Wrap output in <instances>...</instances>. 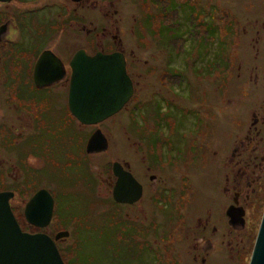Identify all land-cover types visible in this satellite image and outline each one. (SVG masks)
I'll return each mask as SVG.
<instances>
[{
  "label": "flooded vegetation",
  "instance_id": "af4514ba",
  "mask_svg": "<svg viewBox=\"0 0 264 264\" xmlns=\"http://www.w3.org/2000/svg\"><path fill=\"white\" fill-rule=\"evenodd\" d=\"M225 3L0 1V193L14 194L10 204L15 217L12 205L21 206L22 223H18L23 232L52 239L69 233L55 241L65 264H73L64 246L72 232L56 219V196L66 188L88 185L91 175L97 185L94 201L99 204L92 208L106 212L103 204L113 202L125 210L123 218L133 227L131 264L238 261L244 238L249 242L248 207L264 197V98L251 113L244 100L247 93L250 96V85L261 84L259 77L251 80L253 74H243L241 66L238 74L230 70L233 41L227 40L232 44L226 58L224 48H219L215 20L236 19L234 8L264 13V0ZM246 21L264 27L260 15ZM221 43H226L224 38ZM98 53H121L133 85L126 105L131 106L132 132L126 145L131 158L123 157L108 169L104 162L108 150L93 154L87 150L97 130L110 147L101 129L107 120L91 130L93 126L75 117L70 101L74 57ZM41 60L45 67L36 78ZM224 64V73L232 76L223 86L226 104L220 102L224 97L219 93V69ZM236 79L241 81V92L231 87ZM220 103L227 107L229 118L237 115L239 128L235 136L226 133L221 148ZM97 159L104 166L99 176ZM114 163L141 186L132 204L114 199L119 180ZM41 190L54 199L53 218L45 228L25 218L26 205ZM231 208L243 214L237 222L228 216Z\"/></svg>",
  "mask_w": 264,
  "mask_h": 264
},
{
  "label": "rangeland",
  "instance_id": "374dc122",
  "mask_svg": "<svg viewBox=\"0 0 264 264\" xmlns=\"http://www.w3.org/2000/svg\"><path fill=\"white\" fill-rule=\"evenodd\" d=\"M226 1L220 0L223 3ZM234 10L235 18L241 21L240 27H238L236 19L231 18L228 23H225L227 20L219 19V23L215 20L218 26L217 40L219 37V48L220 50L222 47L224 48V57L226 58H228L226 55L229 53L230 45L232 44L230 42L233 41V56L230 57V70H234V74L239 73L238 69L241 66L242 70L240 71L243 74L248 72L249 74H253L254 77L251 80L257 75L259 77L261 84L257 88L255 86L253 88L250 85V96L247 97V93L245 97L247 100H244L246 104L251 105V109L249 110L252 113L262 105L263 102L261 100L264 98V27L261 28L253 23H248L246 20H252L258 15H260L261 19H264L262 18L264 17V13L259 14V12H255L247 7L234 8ZM221 15L222 13H219L220 17ZM240 36L241 38H239ZM223 38L226 42L224 45L221 43ZM224 67L225 64L223 68L219 69V78H222L219 82V93L224 97L223 99L220 98V102L226 104L227 98L225 97H227V92L226 89H223V86L226 87L232 76L230 77V75L224 73ZM224 81H226L225 84ZM231 87L237 92H241V81L236 79ZM235 100L241 102L240 98H235ZM225 104L220 103L219 105L220 148L225 143L224 139L227 132L228 134L233 132L234 136L239 133L237 115H235L234 119L229 118L227 115L228 109ZM130 107H125L120 113L101 124L102 131L110 139V147L104 155L106 159L104 161L106 162L105 169L109 168V164L119 161L123 157L131 158L127 152L128 146L126 147L129 144L127 135H131L132 132L129 114ZM235 113L237 114L236 106ZM95 128L93 126L91 130L94 131ZM262 136L264 137V131ZM98 160L100 159H97L96 165L100 166L96 168L95 173L99 176L104 170V166L103 164H98ZM93 179L91 175L88 185H75L71 188H66L56 196V219L59 220L60 227L69 228L72 232V238L64 245L68 246L65 248H67L69 261H72L73 264H131L135 252L132 239L133 227L129 221L123 218L125 210L113 202H105L103 204V210L106 212H101L99 208H92L94 203L97 204L94 201L97 185ZM12 206L19 216L21 206L17 203ZM97 207H99V204H97ZM263 213L264 197L260 196L255 206H251L250 210L248 207L250 220L247 225V235H249V242L247 243V238H244L245 246H241L242 254L236 264L250 263ZM244 234L245 232L242 234V237Z\"/></svg>",
  "mask_w": 264,
  "mask_h": 264
},
{
  "label": "water",
  "instance_id": "95a60500",
  "mask_svg": "<svg viewBox=\"0 0 264 264\" xmlns=\"http://www.w3.org/2000/svg\"><path fill=\"white\" fill-rule=\"evenodd\" d=\"M44 61L38 63L36 78L45 67ZM71 66V109L81 123L99 125L121 112L131 100L133 85L121 53H98L92 57L77 54ZM87 150L91 154L108 150V141L100 130L92 135ZM113 172L119 177L113 191L115 201L134 203L139 198L141 186L119 163H114ZM13 197V193H0V264H65L55 241L68 238L69 233H61L52 239L46 234L23 232L10 204ZM234 208L229 210L228 216L237 222L243 214ZM53 213L54 199L46 190L39 191L25 208L27 222L39 228L50 225ZM249 264H264V213Z\"/></svg>",
  "mask_w": 264,
  "mask_h": 264
},
{
  "label": "trees",
  "instance_id": "16d2710c",
  "mask_svg": "<svg viewBox=\"0 0 264 264\" xmlns=\"http://www.w3.org/2000/svg\"><path fill=\"white\" fill-rule=\"evenodd\" d=\"M15 214H16V218H17L18 222L22 223V218L20 217V215L18 216L17 213H16V211H15Z\"/></svg>",
  "mask_w": 264,
  "mask_h": 264
}]
</instances>
